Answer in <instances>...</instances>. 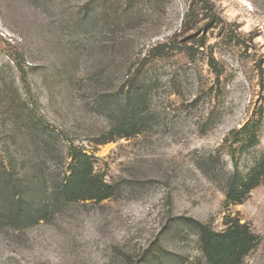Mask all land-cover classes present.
<instances>
[{"label":"rangeland","instance_id":"rangeland-1","mask_svg":"<svg viewBox=\"0 0 264 264\" xmlns=\"http://www.w3.org/2000/svg\"><path fill=\"white\" fill-rule=\"evenodd\" d=\"M128 69L148 121L107 141ZM254 116L259 145H232ZM72 146L117 195L0 210V264H206L194 220L231 219L257 240L242 264H264V175L225 198L227 174L264 161V0H0V207L46 200Z\"/></svg>","mask_w":264,"mask_h":264},{"label":"trees","instance_id":"trees-1","mask_svg":"<svg viewBox=\"0 0 264 264\" xmlns=\"http://www.w3.org/2000/svg\"><path fill=\"white\" fill-rule=\"evenodd\" d=\"M161 46L164 47L166 44ZM124 77L125 87L128 88L126 101L120 104L119 108L109 112L114 137L107 141L134 137L143 131L148 121L146 110L141 104L147 93L139 83L140 78L136 77L131 69L127 70ZM128 84H131L130 88ZM261 131L262 120L259 116H254L233 132L240 136V140H233L232 145L241 143L242 150L255 148L259 145ZM68 157L71 162L64 178L57 184L49 186L46 200L37 199L34 194L30 195L26 190L25 192L21 190L19 195L12 198L11 203H6L0 210H11L16 219L22 220L35 218L37 210H47L50 205L60 208L69 202H102L117 195L116 186L95 171L92 156L72 146ZM263 175L264 161L255 166L247 176L236 170L227 174L225 182L227 203L242 204L251 191L263 182L261 180ZM193 223L200 238L206 264H242L244 258L256 246V237L249 226L242 224L240 220L231 219L226 224V230L221 232L196 220Z\"/></svg>","mask_w":264,"mask_h":264}]
</instances>
